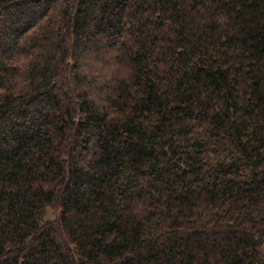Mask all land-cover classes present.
I'll return each mask as SVG.
<instances>
[{
  "label": "trees",
  "instance_id": "trees-1",
  "mask_svg": "<svg viewBox=\"0 0 264 264\" xmlns=\"http://www.w3.org/2000/svg\"><path fill=\"white\" fill-rule=\"evenodd\" d=\"M0 264H264V0H0Z\"/></svg>",
  "mask_w": 264,
  "mask_h": 264
},
{
  "label": "rangeland",
  "instance_id": "rangeland-1",
  "mask_svg": "<svg viewBox=\"0 0 264 264\" xmlns=\"http://www.w3.org/2000/svg\"><path fill=\"white\" fill-rule=\"evenodd\" d=\"M48 214L50 215V218H54V217H56V210L54 211L53 208H50V207H49V212H48Z\"/></svg>",
  "mask_w": 264,
  "mask_h": 264
}]
</instances>
